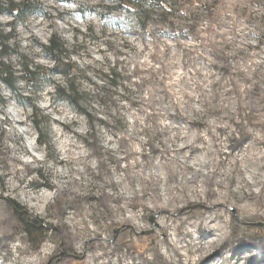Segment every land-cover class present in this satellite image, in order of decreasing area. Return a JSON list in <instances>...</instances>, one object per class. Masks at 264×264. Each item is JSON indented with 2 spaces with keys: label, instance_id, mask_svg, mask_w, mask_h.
<instances>
[{
  "label": "rangeland",
  "instance_id": "374dc122",
  "mask_svg": "<svg viewBox=\"0 0 264 264\" xmlns=\"http://www.w3.org/2000/svg\"><path fill=\"white\" fill-rule=\"evenodd\" d=\"M26 1L0 15V264L262 259L264 0Z\"/></svg>",
  "mask_w": 264,
  "mask_h": 264
},
{
  "label": "trees",
  "instance_id": "16d2710c",
  "mask_svg": "<svg viewBox=\"0 0 264 264\" xmlns=\"http://www.w3.org/2000/svg\"><path fill=\"white\" fill-rule=\"evenodd\" d=\"M20 2H15L13 0H3L0 1V15L6 14L10 17H13L15 20L21 22L23 20V13L28 11V5L26 0H18ZM118 2H122L124 0H116ZM0 32V37H1ZM42 48L47 52L50 58H53L54 61H59V63H62L61 65L68 69L67 72L64 73V77L66 78L67 83L71 82L75 78V72L73 69H71V65L69 63L68 57L65 55V45L62 42V40L54 35L52 39L49 41L48 46H42ZM23 69V77L22 79H25V77H34L36 75L37 69L24 66ZM13 77V72L7 66L4 64H0V82L4 83L6 87L12 91L15 79ZM70 92L72 91L71 88H69ZM34 128L36 131L40 130V124L34 122ZM41 145H46V142L42 140L38 141ZM16 210L21 211V209L17 206H14ZM19 222L22 225V231L27 236L29 243L32 245L34 250H38L40 247V243L43 239V233L33 221H29L24 219V217L19 218Z\"/></svg>",
  "mask_w": 264,
  "mask_h": 264
},
{
  "label": "bare ground",
  "instance_id": "6f19581e",
  "mask_svg": "<svg viewBox=\"0 0 264 264\" xmlns=\"http://www.w3.org/2000/svg\"><path fill=\"white\" fill-rule=\"evenodd\" d=\"M213 108V107H212ZM203 114V113H202ZM178 141H183L182 138H178ZM227 144V143H226ZM210 162H206V161H203V165L204 166H208ZM1 216V215H0ZM128 220V219H127ZM129 222V221H128ZM163 226V225H162ZM170 229V228H169ZM210 229V222H206V225H205V230H208ZM164 230V228H163ZM171 231V234L175 235V233L177 232V227L176 226H172V228L170 229ZM196 234H198L200 236H197V237H194L193 234H190L191 238H192V241L195 245L196 248H200V246H205V245H210L211 248L216 245L217 243L219 244V241L217 242L216 240L214 239H211V236H207L205 234L202 235V233L200 232H196ZM196 236V235H195ZM180 243V242H179ZM175 244V243H174ZM174 244L172 245V247H175ZM220 245V244H219ZM194 247V246H193ZM206 247V246H205ZM204 247V248H205ZM216 247V246H215ZM219 247V246H218ZM230 247V246H229ZM203 249V247H201ZM194 249V248H193ZM216 249V248H215ZM232 249V248H231ZM224 250V249H223ZM245 248H240V252L238 254H233V252H231V256L229 258H226V259H222L221 258V264H231V262L233 261L232 264H238L240 262V264H242L245 260H250V259H256L257 263L258 264H263L264 263V257H262V259H258V257L260 256H257L255 254L252 253V251L248 250L246 252H244ZM177 251V250H176ZM201 251V250H200ZM234 251V250H233ZM205 252V251H204ZM246 253V254H245ZM249 253V254H248ZM198 254V253H197ZM200 254V253H199ZM224 254V253H223ZM213 254H206L205 257L206 258H210ZM204 256V255H203ZM204 258V257H203ZM205 258V259H206ZM165 260V259H164ZM214 262V258L211 259L210 261H208L207 263L205 264H213ZM166 264V263H165Z\"/></svg>",
  "mask_w": 264,
  "mask_h": 264
}]
</instances>
